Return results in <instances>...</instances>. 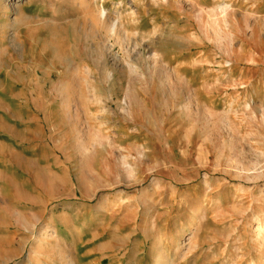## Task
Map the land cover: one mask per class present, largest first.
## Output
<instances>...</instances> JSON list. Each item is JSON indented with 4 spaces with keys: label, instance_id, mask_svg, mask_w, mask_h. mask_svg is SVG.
Instances as JSON below:
<instances>
[{
    "label": "rangeland",
    "instance_id": "374dc122",
    "mask_svg": "<svg viewBox=\"0 0 264 264\" xmlns=\"http://www.w3.org/2000/svg\"><path fill=\"white\" fill-rule=\"evenodd\" d=\"M0 264H264V0H0Z\"/></svg>",
    "mask_w": 264,
    "mask_h": 264
},
{
    "label": "bare ground",
    "instance_id": "6f19581e",
    "mask_svg": "<svg viewBox=\"0 0 264 264\" xmlns=\"http://www.w3.org/2000/svg\"><path fill=\"white\" fill-rule=\"evenodd\" d=\"M92 10V9H91ZM89 12V10H87V13ZM92 12V15L94 14V10H92L91 11ZM86 12H85V14H87ZM88 15V14H87ZM95 15V18L98 20V19H100V14L98 15L97 14V12L94 14ZM99 21V20H98ZM100 23V22H99ZM101 24V23H100ZM262 231V230H261Z\"/></svg>",
    "mask_w": 264,
    "mask_h": 264
}]
</instances>
